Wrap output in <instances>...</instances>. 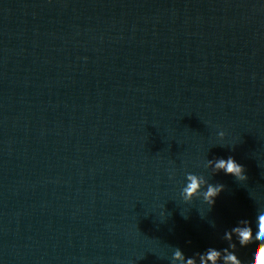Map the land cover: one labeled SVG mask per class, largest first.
Instances as JSON below:
<instances>
[{
  "label": "clouds",
  "instance_id": "1",
  "mask_svg": "<svg viewBox=\"0 0 264 264\" xmlns=\"http://www.w3.org/2000/svg\"><path fill=\"white\" fill-rule=\"evenodd\" d=\"M224 136L225 133L221 131L219 137L223 139ZM205 166L211 167L214 174L223 172L225 175L234 177L237 182L248 180L245 167L232 156L227 159H207ZM185 179L186 184L181 191L183 200L191 202L194 198L202 196L203 201L210 209L215 205L216 198L225 189V185L210 183L202 175L186 173ZM253 223H255V232ZM223 240L227 242V247L223 249L209 247L202 253H195L192 257H186L184 252L176 247L171 264H243L236 254L237 245L244 248L252 244H255V247L248 264H264V205L260 206L254 221L239 220L234 227L224 232Z\"/></svg>",
  "mask_w": 264,
  "mask_h": 264
}]
</instances>
